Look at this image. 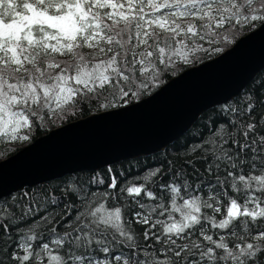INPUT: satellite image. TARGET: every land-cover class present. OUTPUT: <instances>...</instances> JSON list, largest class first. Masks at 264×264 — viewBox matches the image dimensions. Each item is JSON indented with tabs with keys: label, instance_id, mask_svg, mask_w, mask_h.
<instances>
[{
	"label": "snow or ice",
	"instance_id": "6c2138e0",
	"mask_svg": "<svg viewBox=\"0 0 264 264\" xmlns=\"http://www.w3.org/2000/svg\"><path fill=\"white\" fill-rule=\"evenodd\" d=\"M257 26L264 0H0V142L139 103ZM174 151L0 193V264H264V80Z\"/></svg>",
	"mask_w": 264,
	"mask_h": 264
},
{
	"label": "water",
	"instance_id": "95a60500",
	"mask_svg": "<svg viewBox=\"0 0 264 264\" xmlns=\"http://www.w3.org/2000/svg\"><path fill=\"white\" fill-rule=\"evenodd\" d=\"M263 68L264 27L257 26L224 52L188 66L139 103L92 112L52 127L0 159V193L8 196L22 186L159 152L184 134L204 111L236 97ZM158 98L163 107L150 116ZM157 124L161 125L156 128ZM96 126L104 128L94 131ZM79 131L90 133L73 141ZM49 145L54 152L34 158ZM30 158L33 160L25 163L21 175L12 174V181L4 177L10 175V168Z\"/></svg>",
	"mask_w": 264,
	"mask_h": 264
},
{
	"label": "trees",
	"instance_id": "16d2710c",
	"mask_svg": "<svg viewBox=\"0 0 264 264\" xmlns=\"http://www.w3.org/2000/svg\"><path fill=\"white\" fill-rule=\"evenodd\" d=\"M249 30H251V29L242 30L240 33L237 34L236 39L240 35L248 32ZM215 55L216 54L204 56V58L202 60L198 61L197 63H199L205 59L211 58ZM187 67L188 66L183 67L182 70H184ZM172 76H174V75L168 76L167 80L169 78H171ZM261 80H264V69H262L248 84H246L244 86V88L240 91L241 93H239L232 100H229L225 103L238 102L241 97H243L246 93L250 92V90L253 88V86L258 84V82ZM225 103H223V104H225ZM223 104L213 106V107L209 108L208 110L204 111L197 118V120L192 124V126L183 135H181L179 138H177L173 143L169 144L164 150L150 154V155H147V156H142V157L129 159V160H122V161H118L114 164H111L110 166L114 169L115 175L117 176L118 184H126L128 182L135 181L137 177H143L144 175L147 174L148 170L152 169L155 166H158L161 160H163L165 158H168V159L173 158L176 155L174 149H179L185 143V140L187 138H189L190 134L195 129H197L200 125L207 123L208 117L210 115L214 114L215 112H217L218 109L220 108V106ZM92 112H98V111L95 108H93L92 110L85 109V111H83L82 113L78 114L77 116H75L73 118L68 119L67 121L75 120L77 118L83 117V116H85L89 113H92ZM67 121L49 124V126L47 128L42 129V130H37L35 132L32 140L34 138H36L37 136L45 133L50 128L58 126L60 124H63ZM27 143H29V142H15V143L0 142V159L4 158L5 156H7L11 153H13L18 148L24 146ZM108 167H104V168L102 167V168L95 170V171L94 170L93 171H78V172H75L73 174H78L81 176H91V175L95 174L96 172L105 171ZM69 175H72V174H69ZM69 175H65L59 179L50 180V181L45 182L43 184L46 185L49 183H56L61 179L67 178ZM39 185H41V184H39ZM25 188H28V187H25Z\"/></svg>",
	"mask_w": 264,
	"mask_h": 264
},
{
	"label": "bare ground",
	"instance_id": "6f19581e",
	"mask_svg": "<svg viewBox=\"0 0 264 264\" xmlns=\"http://www.w3.org/2000/svg\"><path fill=\"white\" fill-rule=\"evenodd\" d=\"M183 71V70H182ZM180 73V72H179ZM176 76V75H175ZM172 77H174V76H172ZM171 77V78H172ZM170 79V78H169ZM168 79V80H169ZM167 80V81H168ZM241 93V92H240ZM232 100V99H231ZM162 100H160L159 98L157 99V101L155 102V103H153V105H152V107H151V110L148 112L149 114H151L150 116H153V115H156V112H157V110H159V109H161L162 107H163V105H161L162 104ZM223 104V103H222ZM208 110V109H207ZM161 124H157L156 125V128H158L159 126H160ZM102 128H104V127H101V126H96L93 130L95 131V130H100V129H102ZM88 133H90L89 131H79V132H77L76 133V135H73V137H74V140L73 141H79V140H82V139H84V138H86L87 136H88ZM179 138V137H178ZM175 141V140H174ZM173 141V142H174ZM172 142V143H173ZM164 150V149H163ZM53 151V148L52 147H50V145L49 146H46L45 148H41V150L39 151L40 153L39 154H36L35 156H34V158L35 157H39V156H42V155H50L51 154V152ZM162 151V150H161ZM54 152V151H53ZM156 153V152H155ZM153 154V153H152ZM138 158V157H137ZM25 160V159H24ZM33 160V158L31 159H29V160H27V161H25L24 163H17V165H16V167H12V168H10L8 171H9V173H10V175H8L7 177L6 176H4L5 178H9V180H11L12 181V177L13 176H16V175H21V174H19V173H21V171H22V169L24 168V165H25V163L26 162H28V163H30L31 161ZM127 160H129V159H127ZM122 161V160H121ZM118 162V161H117ZM116 163V162H115ZM114 164V163H113ZM27 165V164H26ZM110 166V165H109ZM105 167H108V166H105ZM104 168V167H103ZM96 170H98V169H96ZM91 171H93V170H91ZM95 171V170H94ZM75 173V172H74ZM12 174H13V176H12ZM41 174V173H40ZM44 174V173H43ZM71 174H73V173H71ZM42 175V174H41ZM69 175V174H68ZM65 176V175H64ZM61 178V177H60ZM57 179H59V178H57ZM54 180V179H53ZM48 182V181H47ZM43 184V183H42ZM37 185H39V184H37ZM36 186V185H35ZM15 193V192H14Z\"/></svg>",
	"mask_w": 264,
	"mask_h": 264
},
{
	"label": "rangeland",
	"instance_id": "374dc122",
	"mask_svg": "<svg viewBox=\"0 0 264 264\" xmlns=\"http://www.w3.org/2000/svg\"><path fill=\"white\" fill-rule=\"evenodd\" d=\"M230 46H231V45H230ZM263 69H264V68H263ZM261 70H262V69H261ZM261 70H260V71H261ZM260 71H259V72H260ZM259 72H258V73H259ZM258 73H257V74H258ZM257 74H256V75H257ZM176 75H177V74H176ZM174 76H175V75H174ZM67 122H68V121H67ZM65 123H66V122H65ZM60 125H61V124H60ZM182 135H183V134H182ZM140 157H142V156H140Z\"/></svg>",
	"mask_w": 264,
	"mask_h": 264
}]
</instances>
